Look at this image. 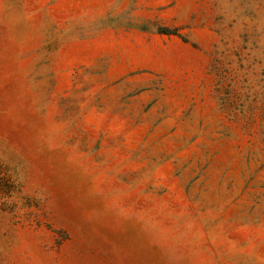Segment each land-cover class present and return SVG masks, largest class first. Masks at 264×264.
<instances>
[{
    "label": "rangeland",
    "instance_id": "obj_1",
    "mask_svg": "<svg viewBox=\"0 0 264 264\" xmlns=\"http://www.w3.org/2000/svg\"><path fill=\"white\" fill-rule=\"evenodd\" d=\"M0 264H264V0H0Z\"/></svg>",
    "mask_w": 264,
    "mask_h": 264
}]
</instances>
